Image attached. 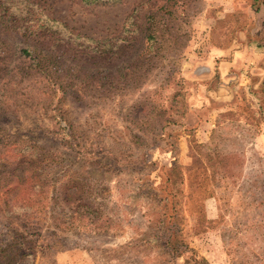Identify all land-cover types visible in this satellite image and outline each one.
Wrapping results in <instances>:
<instances>
[{"label":"rangeland","instance_id":"1","mask_svg":"<svg viewBox=\"0 0 264 264\" xmlns=\"http://www.w3.org/2000/svg\"><path fill=\"white\" fill-rule=\"evenodd\" d=\"M48 2L60 35L119 34V66L86 39L82 68L3 91V132L41 158L0 152V248L29 253L11 264H264L263 0H168L148 48L125 21L166 0Z\"/></svg>","mask_w":264,"mask_h":264},{"label":"trees","instance_id":"2","mask_svg":"<svg viewBox=\"0 0 264 264\" xmlns=\"http://www.w3.org/2000/svg\"><path fill=\"white\" fill-rule=\"evenodd\" d=\"M81 1L86 5H93L115 3L119 0ZM169 7L171 5L169 6L168 0H166L156 10L144 12L141 15L140 25L137 22L140 15L136 14V8L133 9L124 24L123 40L134 42L139 36L148 48L156 43L160 37L164 39L165 36H168L169 27L164 24L165 21H162V19L169 13ZM52 14L48 0H0V97L3 95V91L8 88V85L18 84L21 74L27 73V69L31 67L49 76V81L54 80V78H50V75L57 59L71 60L73 55L75 61L77 60L79 64L77 66L82 68V64L85 63L84 57L90 49L85 41L92 38L79 31L68 33L70 36L68 34L60 35L59 21H57V18L52 17ZM168 18L173 19L172 14ZM161 22L162 24H157ZM92 41L95 43L94 48H92L94 51L102 49L100 53L106 55L105 60L107 63L112 62L119 66V34L102 41L96 39H92ZM70 42H73L71 43L72 48L69 46ZM21 43L24 44L21 45ZM32 54H35V56H32ZM30 55L32 61L29 65L21 61L22 58ZM3 105L4 102L0 98V112L6 109L3 108ZM3 130L0 126L1 154L6 151V153L14 151L21 154V157L16 159L17 164L14 169L25 164L34 166L35 162L41 160L39 154L35 156L38 151L31 150L35 147L34 145H30L13 135L5 134ZM10 159V157H6L3 161L8 163ZM174 165L170 169H175L176 166ZM25 172L26 169L21 175H15L14 171L11 173L19 181ZM11 191L14 193L12 188ZM164 243L166 245L170 244V236L167 237ZM23 244L22 242H11L1 247L0 264H11L13 256L21 259L29 254L23 250Z\"/></svg>","mask_w":264,"mask_h":264}]
</instances>
